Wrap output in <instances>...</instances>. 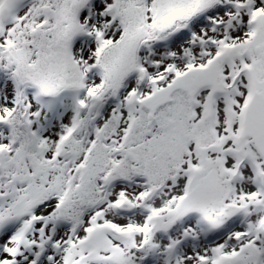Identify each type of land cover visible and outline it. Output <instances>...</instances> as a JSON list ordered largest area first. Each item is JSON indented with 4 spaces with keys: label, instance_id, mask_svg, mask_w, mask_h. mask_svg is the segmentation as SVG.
Segmentation results:
<instances>
[{
    "label": "snow or ice",
    "instance_id": "6c2138e0",
    "mask_svg": "<svg viewBox=\"0 0 264 264\" xmlns=\"http://www.w3.org/2000/svg\"><path fill=\"white\" fill-rule=\"evenodd\" d=\"M0 264H264V0H0Z\"/></svg>",
    "mask_w": 264,
    "mask_h": 264
}]
</instances>
